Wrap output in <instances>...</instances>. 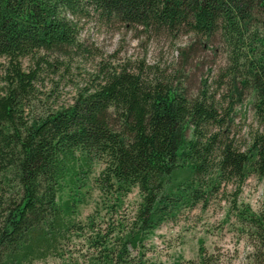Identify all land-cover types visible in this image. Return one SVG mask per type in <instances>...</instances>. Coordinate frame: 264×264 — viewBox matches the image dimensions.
I'll return each mask as SVG.
<instances>
[{"label": "trees", "instance_id": "1", "mask_svg": "<svg viewBox=\"0 0 264 264\" xmlns=\"http://www.w3.org/2000/svg\"><path fill=\"white\" fill-rule=\"evenodd\" d=\"M90 14L144 34L193 36L185 56L195 44L220 45L225 93L216 98L204 81L192 96L143 67L104 66L71 105L38 113L40 66L80 47L78 23ZM0 59V264H80L64 251L74 240L88 249L81 264H154L143 244L162 223L222 184L264 179V0H0ZM245 100L258 128L241 148L229 133ZM94 162L104 166L101 192L136 187L141 196L133 221L103 234L72 219L75 197L61 200L65 188L84 187ZM232 209L252 247L249 264H264V208ZM186 264L230 263L200 247Z\"/></svg>", "mask_w": 264, "mask_h": 264}, {"label": "rangeland", "instance_id": "2", "mask_svg": "<svg viewBox=\"0 0 264 264\" xmlns=\"http://www.w3.org/2000/svg\"><path fill=\"white\" fill-rule=\"evenodd\" d=\"M194 42L196 40L190 35L172 38L164 34H144L139 28L105 25L90 14L78 23L80 47L65 58L48 57L50 65L40 66L33 100L35 110L38 113L54 111L71 105L80 91L91 87L104 66L143 67L150 71V77L156 75L175 80L192 96L198 94L205 81L209 93H217L218 98L225 93L224 85L219 88L218 80L226 66V55L220 45V48L213 46L206 50L195 44L194 52H188L186 58L188 45ZM57 60L60 65L55 62ZM22 66L28 69L34 65L25 59ZM234 111L229 134L236 146L243 148L258 124L247 100ZM103 168L102 163L94 162L90 171L84 172L85 185L79 192L65 188L61 193L62 201L71 197L76 199L72 219L82 225L93 222L102 234L118 223L129 225L141 202L136 187L122 194L101 192L96 181ZM234 202L237 206H248L253 212L263 209L264 179L252 175L240 186L235 182L222 184L219 193L208 202L162 223L143 244L144 260L154 264H172L180 260L186 264L197 258L202 247L208 254L218 253L230 264H249L252 247L236 222L232 209ZM80 241L74 240L64 247V251L81 264L88 249ZM131 255L136 257V251H131ZM35 264H59V260L49 257Z\"/></svg>", "mask_w": 264, "mask_h": 264}]
</instances>
